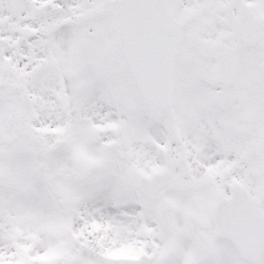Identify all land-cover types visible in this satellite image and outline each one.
<instances>
[{
	"label": "snow or ice",
	"instance_id": "snow-or-ice-1",
	"mask_svg": "<svg viewBox=\"0 0 264 264\" xmlns=\"http://www.w3.org/2000/svg\"><path fill=\"white\" fill-rule=\"evenodd\" d=\"M0 264H264V0H0Z\"/></svg>",
	"mask_w": 264,
	"mask_h": 264
}]
</instances>
